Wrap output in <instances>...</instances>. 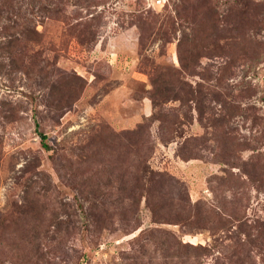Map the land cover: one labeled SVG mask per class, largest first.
<instances>
[{"label": "rangeland", "instance_id": "rangeland-1", "mask_svg": "<svg viewBox=\"0 0 264 264\" xmlns=\"http://www.w3.org/2000/svg\"><path fill=\"white\" fill-rule=\"evenodd\" d=\"M0 264H264V0H0Z\"/></svg>", "mask_w": 264, "mask_h": 264}, {"label": "trees", "instance_id": "trees-1", "mask_svg": "<svg viewBox=\"0 0 264 264\" xmlns=\"http://www.w3.org/2000/svg\"><path fill=\"white\" fill-rule=\"evenodd\" d=\"M42 135V138L44 137V135L43 134H41ZM43 144L46 146V144H45V141H43Z\"/></svg>", "mask_w": 264, "mask_h": 264}]
</instances>
